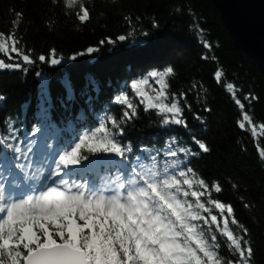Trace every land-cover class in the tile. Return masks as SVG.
<instances>
[{
	"label": "snow or ice",
	"instance_id": "snow-or-ice-1",
	"mask_svg": "<svg viewBox=\"0 0 264 264\" xmlns=\"http://www.w3.org/2000/svg\"><path fill=\"white\" fill-rule=\"evenodd\" d=\"M50 3L80 24L91 19L90 0ZM174 13L182 14L183 7L175 5ZM22 15L15 13L14 30L0 31V70H35L37 97L31 121L10 115L0 128V264H253L250 231L237 219L233 206L219 199L224 192L221 183L210 184L194 167L195 159L212 151L209 145L191 131V144L175 135H167L162 146L158 141L142 146L131 138L141 110L129 96V87L143 110L159 117V131L189 129L185 117V111L192 110L189 93L169 91L174 67L147 70L130 84L125 80L115 95V104L126 109L123 118L117 119L109 104L94 122L87 113L92 93L101 91L95 81L81 89L78 100L73 83L64 78L65 94L54 100L49 75L37 69L62 66L100 48L89 46L67 57L51 48L47 55L33 57V49L20 47ZM124 19L131 28L132 17ZM140 19L136 17L137 22ZM152 28H160L158 20L153 19ZM197 31L202 35L204 29ZM135 34L132 28L116 40L124 42ZM116 40L106 38L109 45ZM200 42L211 53L213 45ZM225 76L219 69L215 80L240 110L239 128L252 125L255 135L249 108L258 97L243 94L234 82L225 84ZM200 87L192 85L197 97ZM0 103H6L3 94ZM30 110V105L24 106L25 113ZM201 111L213 109L202 104ZM195 119L208 125L199 113ZM260 129L264 137V122ZM258 150L264 160V147ZM220 235L235 259L222 256Z\"/></svg>",
	"mask_w": 264,
	"mask_h": 264
},
{
	"label": "trees",
	"instance_id": "trees-1",
	"mask_svg": "<svg viewBox=\"0 0 264 264\" xmlns=\"http://www.w3.org/2000/svg\"><path fill=\"white\" fill-rule=\"evenodd\" d=\"M175 5L183 7L182 14L174 13ZM88 6L91 19L80 24L72 16H63L60 8H53L50 0H0V31L14 30L12 21L15 13L20 12L23 15L17 35L22 36L21 47L33 49V57L41 53L47 55L51 48L56 49L57 55L67 57L74 52L86 51L89 46L102 45L98 60H94L96 54H91L55 68L38 65L37 70L52 78L49 90L54 100L65 94L62 86L65 76L73 83L78 100L81 89L90 81H95L105 98H109L122 79L133 78L139 71L173 66L176 75L169 77V91L189 93L192 110L185 111L189 129L176 127L171 133L160 132L156 127L159 120L156 113L145 112L144 105L134 99L141 111L131 138L137 143L148 144L154 139L164 141L167 135H175L182 137L183 143L191 144L190 131L196 132V115L199 113L207 120L208 125L200 128L206 134L196 136L212 151L195 159L194 167L210 184L221 183L224 192L218 194L219 199L233 206L237 219L250 231L253 264H264V160L258 150V146L264 147V137L259 135L260 124L264 122V76L257 65L236 48L219 12L209 0H90ZM129 15L132 17L131 28L124 19ZM136 17L141 18L139 22ZM153 19L159 22L158 30L152 28ZM197 27L204 29L202 35ZM132 28L136 29L134 36L124 42L116 40ZM143 31L152 35L144 37ZM108 37L116 43L109 45ZM201 39L213 45L211 53ZM101 40L105 43L100 44ZM206 55L210 57L208 60L204 59ZM219 69L226 73L225 84L234 82L243 89V94L258 97L249 108L258 135L252 133V125L247 130L239 128L240 110L225 87L215 80ZM104 76L115 83L102 86L99 82ZM37 81L35 70L27 73L0 70V94L6 97V103L0 108V128L5 117L10 115H26L31 120L30 111L25 113L23 105L36 104ZM193 84L201 86L198 97L193 94ZM202 104L213 111H201ZM230 227L239 231L236 225ZM219 239L224 245L222 256L235 259L224 236L220 235Z\"/></svg>",
	"mask_w": 264,
	"mask_h": 264
},
{
	"label": "water",
	"instance_id": "water-1",
	"mask_svg": "<svg viewBox=\"0 0 264 264\" xmlns=\"http://www.w3.org/2000/svg\"><path fill=\"white\" fill-rule=\"evenodd\" d=\"M236 48L264 76V0H209Z\"/></svg>",
	"mask_w": 264,
	"mask_h": 264
},
{
	"label": "rangeland",
	"instance_id": "rangeland-1",
	"mask_svg": "<svg viewBox=\"0 0 264 264\" xmlns=\"http://www.w3.org/2000/svg\"><path fill=\"white\" fill-rule=\"evenodd\" d=\"M211 2V1H210ZM217 10V9H216ZM218 11V10H217ZM21 45H22V43H21ZM21 45H20V47H21ZM102 45H100L99 47H101ZM99 53H100V51L99 52H97V53H95L96 54V57H95V59L94 60H98V58H99ZM13 55H15V54H13ZM85 88H86V86H85ZM84 88V89H85ZM99 98H101V100H103V101H105V96H104V94L102 93V90L99 92ZM31 105H33L32 103L30 104V107H31ZM77 115H79V113H77ZM195 123H197L196 125H195V128H196V132L194 131V133L195 134H202V135H205L206 134V132H204L203 130H201L200 128H201V124H200V122H198L196 119H195ZM200 129V130H199ZM259 133H260V131H259ZM256 135H258V133H257V131H256Z\"/></svg>",
	"mask_w": 264,
	"mask_h": 264
},
{
	"label": "bare ground",
	"instance_id": "bare-ground-1",
	"mask_svg": "<svg viewBox=\"0 0 264 264\" xmlns=\"http://www.w3.org/2000/svg\"><path fill=\"white\" fill-rule=\"evenodd\" d=\"M111 82H112V83H115V82H113V81L110 79V77H107V78H106V77L104 76L103 79H100V82H99V83H100L102 86H104V85H105V86H109Z\"/></svg>",
	"mask_w": 264,
	"mask_h": 264
}]
</instances>
